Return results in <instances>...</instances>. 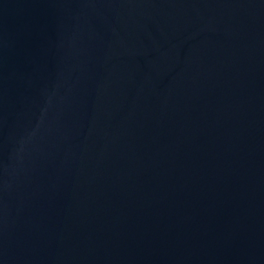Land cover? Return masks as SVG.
I'll use <instances>...</instances> for the list:
<instances>
[{
  "label": "water",
  "instance_id": "water-1",
  "mask_svg": "<svg viewBox=\"0 0 264 264\" xmlns=\"http://www.w3.org/2000/svg\"><path fill=\"white\" fill-rule=\"evenodd\" d=\"M0 264H264V0H0Z\"/></svg>",
  "mask_w": 264,
  "mask_h": 264
}]
</instances>
